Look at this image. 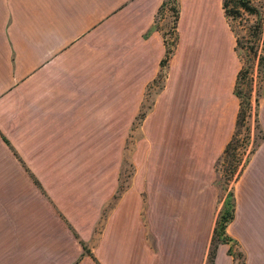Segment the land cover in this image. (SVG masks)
I'll list each match as a JSON object with an SVG mask.
<instances>
[{
    "label": "crops",
    "instance_id": "0c3cea01",
    "mask_svg": "<svg viewBox=\"0 0 264 264\" xmlns=\"http://www.w3.org/2000/svg\"><path fill=\"white\" fill-rule=\"evenodd\" d=\"M222 1L179 0L177 46L115 197L165 55L163 0H0V264L206 263L215 165L239 109ZM258 119L264 134V98ZM226 232L244 264H264V139L235 183ZM213 264H233L227 245Z\"/></svg>",
    "mask_w": 264,
    "mask_h": 264
},
{
    "label": "rangeland",
    "instance_id": "374dc122",
    "mask_svg": "<svg viewBox=\"0 0 264 264\" xmlns=\"http://www.w3.org/2000/svg\"><path fill=\"white\" fill-rule=\"evenodd\" d=\"M248 1L255 10L254 12L249 13L242 8L232 7L233 4L230 3L227 7L228 14L227 16L225 15L227 23L235 37V51L240 61V69L242 70V77L238 81L236 90L240 92V97L244 103L245 114L235 128V133L233 132L232 147L235 146L236 149L230 152L232 153V151H234L235 157L228 156L229 153L225 158H220L215 165L216 186L219 190L217 205L215 207L216 220L220 214L231 213L233 211V205L235 212V183L241 175L238 176L243 164L252 156L250 151L255 147V142L259 135V127H261L258 123L257 102L259 104L260 100L264 98V0ZM232 9L237 10V13L234 12V15H231L232 13L229 11ZM196 13L198 14L197 11ZM179 15V0H165L163 6L158 10L155 16L154 27L162 33L166 40V45L172 50V53L169 55L165 65L161 67L156 78L147 88L143 103L133 121L132 133L125 142L126 151L125 155L122 156L121 168L118 176L119 186L117 187L115 197H118L128 184L130 176L134 174L135 167L133 162L129 159V154L134 149L136 141L139 140L140 124L150 108L154 94L164 85L167 75L168 60L173 55L178 42L177 26ZM184 19L186 21L189 19L188 13H184ZM243 72L245 73L244 78ZM112 203L113 200L107 203L103 209L101 219L97 222L95 228V234L101 229L103 222L102 218L105 217L108 207L111 206ZM224 238L225 237L219 234L218 231L214 235L213 244L217 245L216 251L219 245H227L228 250H230V255L233 258V264H244L245 256L240 251L239 244L236 240L231 237L233 241L228 240L227 243H221ZM208 251L209 249L207 250V257Z\"/></svg>",
    "mask_w": 264,
    "mask_h": 264
},
{
    "label": "trees",
    "instance_id": "16d2710c",
    "mask_svg": "<svg viewBox=\"0 0 264 264\" xmlns=\"http://www.w3.org/2000/svg\"><path fill=\"white\" fill-rule=\"evenodd\" d=\"M164 1L162 2V4L160 5L159 9L163 6L164 4ZM232 3V7H238V8H242L244 9L245 11L249 12V13H252L254 12L255 10L251 7L250 5V2L248 0H223L222 1V8L224 10V14L227 16L228 12H227V7L229 6V4ZM158 9V10H159ZM237 10H230L229 12L232 13L231 15H234V12H236ZM158 12V11H157ZM237 13V12H236ZM179 18V17H178ZM164 42H165V55L163 57V59L161 60V67L163 65H165V63L167 62V59L169 57V55L172 53V50L169 49L166 45V40L164 38ZM261 61H262V58H261ZM242 77V70L239 69L238 73H237V76H236V82H235V86H234V94L235 96L238 98V101H239V109H238V112H237V117H236V124H235V128L237 127V125L239 124L240 120L243 118L244 114H245V109H244V103L240 97V92H238L236 90L237 88V84H238V81L239 79ZM245 77V73L243 72V78ZM245 97L247 98V96L245 95ZM257 106H259L258 102H257ZM258 111V109H257ZM259 123V122H258ZM259 135L257 136V141L255 142V147H253L250 151V154L252 155L257 147L259 146V144L261 143V141L264 139V134H263V131L261 129V127H259ZM235 130V129H234ZM235 133V132H234ZM234 133L232 134L230 140L228 141V143L226 144L224 150H223V153L222 155L218 158L217 162L220 160V158L222 159L223 157L225 158L229 153L228 156H232V157H235V149L236 147H232L233 146V136H234ZM231 150H234L232 151V153L230 152ZM250 160V158H248L245 163L243 164V167L242 169L240 170L238 176L241 174V172L243 171L244 167L246 166V164L248 163V161ZM217 164V163H216ZM233 211L231 213H226V214H220V216L218 217V219L216 220L215 222V226L213 228V233H212V237H211V241H210V245H209V251H208V257H207V262L206 264H213L214 262V258H215V254H216V246L215 244H213V239H214V235L217 233L223 235L225 238L222 240L221 243H227V241H231L232 238L230 236H228L226 234V227L227 225L231 222V220L234 218V205H233ZM233 241V240H232ZM230 250H228L229 252ZM230 254V252H229Z\"/></svg>",
    "mask_w": 264,
    "mask_h": 264
}]
</instances>
